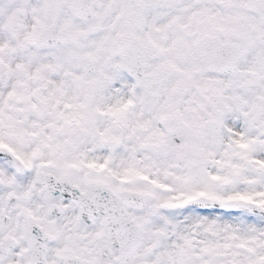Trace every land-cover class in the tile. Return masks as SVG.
Returning a JSON list of instances; mask_svg holds the SVG:
<instances>
[{"label": "snow or ice", "instance_id": "6c2138e0", "mask_svg": "<svg viewBox=\"0 0 264 264\" xmlns=\"http://www.w3.org/2000/svg\"><path fill=\"white\" fill-rule=\"evenodd\" d=\"M0 264H264V0H0Z\"/></svg>", "mask_w": 264, "mask_h": 264}]
</instances>
